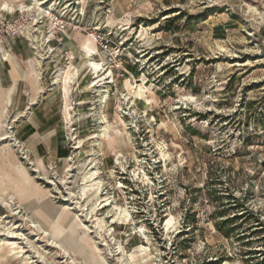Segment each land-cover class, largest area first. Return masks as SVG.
I'll use <instances>...</instances> for the list:
<instances>
[{
    "label": "rangeland",
    "instance_id": "374dc122",
    "mask_svg": "<svg viewBox=\"0 0 264 264\" xmlns=\"http://www.w3.org/2000/svg\"><path fill=\"white\" fill-rule=\"evenodd\" d=\"M6 1L0 264H264V0ZM89 36L111 76L81 71L66 120Z\"/></svg>",
    "mask_w": 264,
    "mask_h": 264
},
{
    "label": "bare ground",
    "instance_id": "6f19581e",
    "mask_svg": "<svg viewBox=\"0 0 264 264\" xmlns=\"http://www.w3.org/2000/svg\"><path fill=\"white\" fill-rule=\"evenodd\" d=\"M33 1H34L33 2L34 7L37 10H39V15H40V13L44 14V12H46L44 6H45V4H46V2L48 0H33ZM11 5L6 0H0V10H6V9L13 10L14 6L13 5L11 6ZM20 7L23 9L24 5H21ZM125 30H127V29H125ZM28 35H29V39H30L31 43L34 44L35 48H37L38 44H39V41L36 38V36L33 34V31H31V30L28 31ZM46 41H47V39H43V43H45ZM43 43H42V45H43ZM79 45L82 48L81 49V54H80L82 59H81V63L79 64V66H73L71 64L66 65L62 69H59V71H58V73L56 75V78H55V82L60 83V85L62 87L63 98H64L63 113H64V117H65L66 120H68L69 116H70L69 112H68L69 111L68 110L69 90H70V87H71L72 83L77 80V77H78V75H79V73L81 71H83L84 69H86L88 67H89V70L92 71V73L94 74L93 79L91 80V85L92 86L93 85L100 86V85H103V84L106 85L109 82L106 79L110 78V76H111V71L107 70L106 68H104V64L102 63V61L100 62L98 60H94L91 57L96 52L97 49H96V47L94 45V41L92 40V38L90 36L85 38V39H82L80 41ZM0 58L10 62L11 69H10L9 72H10L12 78H13L12 80L16 81L17 78H20L19 71H18V66H17V61H16L14 55L11 54L9 51L3 49L1 46H0ZM32 67L29 66V69L25 71L23 78L26 81L33 80L34 81V87L37 88V89H40V88H42V85L39 82V75L34 70V68H32ZM125 85L127 87V90L129 92L133 93V94L140 95V94H142V92L144 90V86L141 83L140 84H136V85L133 86V85L130 84L129 81L126 80L125 81ZM1 93L2 92H1V89H0V96H1ZM105 97H106V95L103 96V99H105ZM147 101L150 102V99L148 98ZM7 137H9L8 132H4L2 138H7ZM8 172L9 173H7L6 178L8 180H13L14 181L13 185L15 187L19 188L23 184H26V179L25 178L12 177L10 175V171L9 170H8ZM94 175H95L94 171H88V173L85 175L84 178L85 179L87 178V180H90V178H92ZM99 189H100V185H99V182L97 181V182H95V185L93 187V190H92L91 194H89V195L86 194L87 196L85 197V202L87 203L90 200L89 198L91 197V195H93L94 197L99 195L98 194ZM42 195H43L42 192L38 188H36L34 186H28V190H27V192L25 193L24 196L26 198H35L36 199V198L42 197ZM4 202H5V199H4ZM5 204L8 205V202H6ZM116 211H118V210H116ZM125 213H126L125 211H122L121 214H116V212H115L114 213L115 215H113L112 218H113V220H118L120 215H122V217H124V219H126L127 216H126Z\"/></svg>",
    "mask_w": 264,
    "mask_h": 264
},
{
    "label": "crops",
    "instance_id": "0c3cea01",
    "mask_svg": "<svg viewBox=\"0 0 264 264\" xmlns=\"http://www.w3.org/2000/svg\"><path fill=\"white\" fill-rule=\"evenodd\" d=\"M4 65H5V64H4ZM9 65H11L10 62H9V61H6V67H7V66L9 67V69H6V71H7L8 73H10L9 71H10V69H11ZM2 73H3V71H2ZM8 76L10 77L11 75L8 74ZM10 78H12V76H11ZM15 85H16V84H15Z\"/></svg>",
    "mask_w": 264,
    "mask_h": 264
}]
</instances>
